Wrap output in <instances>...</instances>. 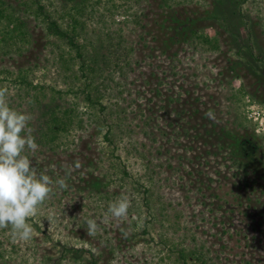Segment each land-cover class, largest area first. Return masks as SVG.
Wrapping results in <instances>:
<instances>
[{
  "label": "rangeland",
  "instance_id": "obj_1",
  "mask_svg": "<svg viewBox=\"0 0 264 264\" xmlns=\"http://www.w3.org/2000/svg\"><path fill=\"white\" fill-rule=\"evenodd\" d=\"M2 1L4 13L21 20L27 33L24 40L15 20L0 17V89H7V103L30 117L31 134L54 106L69 107L73 124L56 146L26 149L37 174L40 167L52 178L53 191L29 218L35 228L30 241L13 242L10 229H0V264L48 258L87 264L68 250L80 247L91 249L98 264H180L181 249L201 255L188 264H264V130L253 131L256 124L264 127V0H84L80 34L90 43L88 59L101 68L87 89L91 103L75 53L36 18V3L57 18L62 2ZM218 15L231 29L246 18L250 38L240 27L235 42ZM182 29L217 39L219 48L195 32L183 38ZM12 34L14 41H1ZM250 43L253 58L262 54L263 63L244 53ZM173 99L178 103L167 106ZM173 108L181 112L177 120ZM253 111L258 120L249 118ZM190 116L193 127L186 126ZM107 130L112 147L103 140ZM221 131L252 143L244 155L248 175L235 174L228 149L216 152L214 135ZM92 177L101 195L85 188L82 179ZM59 179L63 189L55 185ZM122 196L131 206L117 220L108 209ZM89 219L97 222L94 234Z\"/></svg>",
  "mask_w": 264,
  "mask_h": 264
},
{
  "label": "trees",
  "instance_id": "obj_2",
  "mask_svg": "<svg viewBox=\"0 0 264 264\" xmlns=\"http://www.w3.org/2000/svg\"><path fill=\"white\" fill-rule=\"evenodd\" d=\"M60 1L62 2L63 16H59L56 18L54 17V14L50 12H46L43 6L36 3L37 4L36 18L41 19V22L44 25L45 32L48 36H52V37H55L61 40L69 48L68 49L69 51H73L75 53V59L77 60V64H79L78 72L80 73L82 77L85 78V80L83 81L85 83V90H82V89L81 90L82 92H86L85 100L88 101V103H91L93 102L91 100L93 96L91 95V92L89 91L87 92V89L89 88L90 85L91 86L94 85V80L96 79L95 74L99 73L101 68L99 67L98 61L96 59H93V58L88 59V56H87L88 45L87 44H90V43L88 42L85 43V40H87L86 37H84L85 39L81 38L80 33L83 32L85 23L80 20L79 15H82L83 13L82 11L85 10L84 8L85 6L83 5L84 0H60ZM2 5H4V1L0 2V17H2L3 13L5 12L3 11L4 8H2ZM218 5L221 6L219 3ZM237 5L240 11L241 1H239ZM216 8L217 9L215 10V12H219L218 7ZM221 13H222V9H221ZM4 15H3L4 17L9 19V22H14V20L17 22V26L15 27V29L18 30V34L24 37V40H25L27 33L25 29L21 31V27L22 26L24 27L23 22L21 20L12 18L13 14L10 15V13H7V14L4 13ZM238 15H241L240 12L238 13ZM218 17L219 19L220 18L223 19L225 26H226V31L230 33L232 38H234L235 42H238V40L241 39L240 38L241 35L239 33V29L241 28L246 30L247 38L248 39L250 38L252 33H250V29H248L247 27L248 21L246 18L244 19L245 22H243L242 18L239 19L238 23L235 24V26H233L231 29V28H227L228 25H227V21L225 18L221 17V15H218ZM61 18H64V19L60 20ZM187 30L182 29V31L179 32V34L182 35V37L184 38L185 34L187 36L188 32L190 31L193 33L195 32L194 30H189L187 32ZM194 34L196 35L197 32H195ZM176 36L177 35L175 34L172 36V38L177 39L178 37ZM196 36L198 40L202 39L204 43L210 44L213 50H217L219 48V42L217 39L211 42L208 40V38L203 37L202 34L200 36L197 34ZM16 38L17 37H14L13 34L5 35V36H2L1 41L2 42L8 41V40L14 41ZM175 42L180 43L179 40H175ZM163 44H166V43H163ZM244 46H245L243 49L244 53H247L249 58H251L252 60L254 59V62L258 64L263 63L262 54H260L258 57L253 58V54H254L253 48L254 47L251 43L246 44ZM240 48L241 47H239L237 53L244 57V53H242L243 51ZM230 74L232 75L231 76L232 79L237 78V76H235L234 73H230ZM173 103H178V101L176 99L170 100V104H168L167 106L172 105ZM173 109L175 112L174 118L175 120H177L180 118L181 112L177 111L178 109H175V108ZM45 112H49L48 113L49 119H45V120L43 119L39 126L38 131H36V133H32L31 136L35 139V141L40 147L56 146L58 141H61L63 138L67 136L68 133L71 132L69 131V129L71 128L73 124L71 120V116H70L71 111L69 107L61 109L58 106H54V107L46 108ZM191 119H192V116H190L189 119L185 121L186 126L193 127V125H191V122L189 121ZM171 125L172 124H169V126ZM209 132H211V128L207 131L208 133L207 135H209ZM221 133L222 134L214 135L216 136V139H217V143L214 147L216 149V152H220L221 150L228 149L229 151L227 155L228 160L231 161L230 166H232L235 169V172H236L235 174L243 175V176L248 175L250 165L248 161H244L245 159L244 155L251 153L252 150L250 148L247 149V147H250L252 143L250 141L249 143H246L247 139L244 138L243 135H240V133L236 131H234V133L230 132V134L228 131H221ZM103 140L108 143V146L110 147L113 146V141L111 139V131L107 130L103 134ZM120 168L122 167L120 166ZM38 171L39 173L43 172L42 168L40 167H38ZM123 172H124L123 176L125 177L128 176V174L125 171ZM48 174H53V172L49 170ZM82 182L85 183V188L90 193H93L96 196L102 194V191L99 186L100 181L98 180V178L96 177L94 178L92 177V179L83 178ZM132 184L134 187H137L143 190L141 182L132 180ZM144 192H146V190H144ZM236 200H237L236 202L238 203L242 202V198L240 197H237ZM248 201H251V199H248ZM145 205L148 207L147 199H145ZM68 250L69 252H72L71 257L73 258L74 261L81 260V258L84 257L88 259L87 264H98V261L94 253H92L91 249H83L82 247H80V248H75V249L71 248ZM200 256L201 255L198 254L197 250L190 251L188 253L184 251L183 249L177 251L178 262H180V264H188V258L191 259V261H194L195 263V261H200ZM60 257H63V255H60ZM54 260L55 259L48 258V259H45L42 262V264H53L55 262ZM56 260H59V259L56 258Z\"/></svg>",
  "mask_w": 264,
  "mask_h": 264
},
{
  "label": "clouds",
  "instance_id": "obj_3",
  "mask_svg": "<svg viewBox=\"0 0 264 264\" xmlns=\"http://www.w3.org/2000/svg\"><path fill=\"white\" fill-rule=\"evenodd\" d=\"M7 89H0V229H10L13 242H27L33 238L35 228L30 219L53 191L50 176L37 174L32 161L25 155L26 149L35 152L38 144L28 127L30 117L9 106ZM209 119L211 112L206 113ZM22 133H25L22 135ZM63 189V179L55 181ZM131 206L127 196L113 202L108 213L114 219L127 217ZM89 234L97 230L94 219L87 221Z\"/></svg>",
  "mask_w": 264,
  "mask_h": 264
},
{
  "label": "built area",
  "instance_id": "obj_4",
  "mask_svg": "<svg viewBox=\"0 0 264 264\" xmlns=\"http://www.w3.org/2000/svg\"><path fill=\"white\" fill-rule=\"evenodd\" d=\"M250 116L251 117H249V118H253L254 120H258L259 118H260V114H259V112L258 111H253V112H251L250 113ZM262 124H260V126H261ZM257 128H259V124H256V129L255 130H253V131H255V132H257V134H260V130H264V127H262V129L261 128H259V129H257ZM256 134V133H255ZM256 134V135H257Z\"/></svg>",
  "mask_w": 264,
  "mask_h": 264
}]
</instances>
